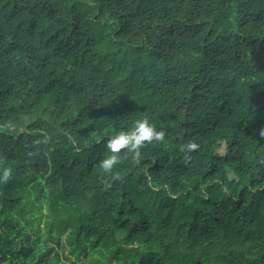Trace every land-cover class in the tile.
Returning <instances> with one entry per match:
<instances>
[{"label":"trees","instance_id":"1","mask_svg":"<svg viewBox=\"0 0 264 264\" xmlns=\"http://www.w3.org/2000/svg\"><path fill=\"white\" fill-rule=\"evenodd\" d=\"M261 129L264 0H0V264H264Z\"/></svg>","mask_w":264,"mask_h":264},{"label":"clouds","instance_id":"2","mask_svg":"<svg viewBox=\"0 0 264 264\" xmlns=\"http://www.w3.org/2000/svg\"><path fill=\"white\" fill-rule=\"evenodd\" d=\"M264 135V129L260 130ZM165 139V132L151 122L148 115L136 118L127 128H113L105 141L106 151L98 167L103 173L114 174V167L129 153L139 158L140 150L146 143L160 142ZM186 147L191 150L198 147L189 142ZM11 175V168L0 165V181H6Z\"/></svg>","mask_w":264,"mask_h":264}]
</instances>
